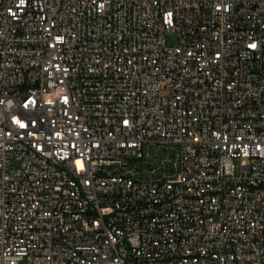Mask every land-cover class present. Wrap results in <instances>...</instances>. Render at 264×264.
I'll use <instances>...</instances> for the list:
<instances>
[{"label": "built area", "instance_id": "obj_1", "mask_svg": "<svg viewBox=\"0 0 264 264\" xmlns=\"http://www.w3.org/2000/svg\"><path fill=\"white\" fill-rule=\"evenodd\" d=\"M0 264H264V0H0Z\"/></svg>", "mask_w": 264, "mask_h": 264}, {"label": "rangeland", "instance_id": "obj_2", "mask_svg": "<svg viewBox=\"0 0 264 264\" xmlns=\"http://www.w3.org/2000/svg\"><path fill=\"white\" fill-rule=\"evenodd\" d=\"M166 43L170 47L176 46L178 44L177 37L175 35H173V34L167 35L166 36ZM155 152H156V148H150V154L154 155ZM159 155H163L162 151H159ZM150 161H151V164H152L150 166L151 169H152V166H154V167H157L158 166V163H159V159L158 158L151 159ZM234 163H235V166H236L237 172H238V160H235ZM139 168L141 170H145L148 167H147V165H141ZM145 177L149 178V176H147V175L144 174V177L143 178H145ZM150 177L152 178V176H150Z\"/></svg>", "mask_w": 264, "mask_h": 264}, {"label": "snow or ice", "instance_id": "obj_3", "mask_svg": "<svg viewBox=\"0 0 264 264\" xmlns=\"http://www.w3.org/2000/svg\"><path fill=\"white\" fill-rule=\"evenodd\" d=\"M252 47H255V45H252Z\"/></svg>", "mask_w": 264, "mask_h": 264}]
</instances>
